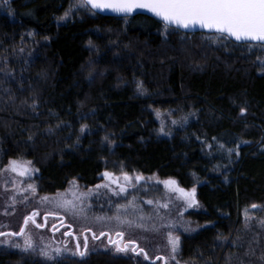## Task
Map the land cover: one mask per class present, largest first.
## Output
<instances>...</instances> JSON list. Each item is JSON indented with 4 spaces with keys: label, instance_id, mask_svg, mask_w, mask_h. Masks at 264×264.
Returning <instances> with one entry per match:
<instances>
[{
    "label": "trees",
    "instance_id": "1",
    "mask_svg": "<svg viewBox=\"0 0 264 264\" xmlns=\"http://www.w3.org/2000/svg\"><path fill=\"white\" fill-rule=\"evenodd\" d=\"M69 1L0 2V169L32 161L42 194L73 179L95 186L105 170L199 185L205 211L193 217L209 226L184 239L179 262L264 264V228L244 216L264 207L257 53L144 15L94 12L58 24ZM0 264L155 263L109 253L56 261L0 248Z\"/></svg>",
    "mask_w": 264,
    "mask_h": 264
},
{
    "label": "rangeland",
    "instance_id": "2",
    "mask_svg": "<svg viewBox=\"0 0 264 264\" xmlns=\"http://www.w3.org/2000/svg\"><path fill=\"white\" fill-rule=\"evenodd\" d=\"M92 15L94 11L88 4L70 0L68 8L57 17V23ZM159 33L165 36L169 30L163 28ZM203 38L213 45L225 43L217 35ZM247 52L257 53L264 71V48L252 46ZM165 119L161 118L163 126ZM8 164L0 169V248H16L56 261L83 260L94 254L109 253L143 258L147 254V259L155 264H183L178 255L184 239L209 226L193 217L205 211L198 198L199 185L185 189L178 180L160 178L157 174L105 170L100 175L99 188L87 187L73 179L64 190L42 194L36 181L38 170L32 161L28 166L31 171L24 176L5 170ZM105 172L119 177L120 186L106 179ZM124 174L130 177L129 181H124ZM168 180L175 184L165 187L163 181ZM121 187L125 190L121 191ZM178 188L186 193L195 189L196 203L189 206ZM60 200L71 201L75 210L58 206ZM244 216L264 228V207L247 210ZM170 239L179 241L176 251ZM118 246H126L127 250L118 252Z\"/></svg>",
    "mask_w": 264,
    "mask_h": 264
},
{
    "label": "snow or ice",
    "instance_id": "3",
    "mask_svg": "<svg viewBox=\"0 0 264 264\" xmlns=\"http://www.w3.org/2000/svg\"><path fill=\"white\" fill-rule=\"evenodd\" d=\"M82 3L90 5L93 9L109 10L113 13L128 14L137 9H143L158 17L165 25H176L181 28L199 26L202 29L214 30L226 38H234L236 41L256 42L255 46L264 48V0H82ZM253 45L248 44L251 48ZM175 123V121H173ZM31 161H9L8 168L19 176H24L31 171L28 167ZM104 176L119 187V177L105 172ZM124 181H129L127 174L123 175ZM140 179L139 176L136 177ZM165 187L174 185L175 181H163ZM107 187V185H103ZM101 187V185H97ZM121 191L125 189L121 187ZM183 194L189 202V206L196 203L195 189L191 193L183 189H176ZM47 199V197H45ZM58 206L75 210L71 201L60 200ZM151 203V201H149ZM255 207V205H253ZM27 222V221H26ZM39 227V225H37ZM117 235H121L117 233ZM173 251L179 243L178 240H171ZM86 247V245H85ZM118 252L127 250L126 246L117 247ZM84 255L83 252L80 253ZM147 259V254H145ZM160 259V257H158Z\"/></svg>",
    "mask_w": 264,
    "mask_h": 264
},
{
    "label": "water",
    "instance_id": "4",
    "mask_svg": "<svg viewBox=\"0 0 264 264\" xmlns=\"http://www.w3.org/2000/svg\"><path fill=\"white\" fill-rule=\"evenodd\" d=\"M3 1H9V0H0V2ZM96 14L99 15H103V16H108V17H116V18H131V17H135L137 15H144V16H148L151 17L159 22H161L164 26H166L167 28H172V29H176L180 32L186 33V34H190V35H195V34H206V35H221L219 33H216L214 30H209V29H202L199 26L196 27H189V28H181V27H177L176 25H165V23L163 21H161L158 17L153 16L151 13L147 12L146 10L143 9H137L136 11H134L131 14H128L127 16H125L124 14H117V13H113L107 9L105 10H99V9H93L90 5H88ZM230 39L232 42L236 43V44H255L256 42H246V43H242L239 41H236L234 38H228Z\"/></svg>",
    "mask_w": 264,
    "mask_h": 264
}]
</instances>
